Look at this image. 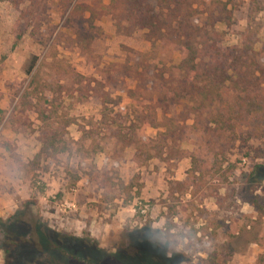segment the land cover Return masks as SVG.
Returning <instances> with one entry per match:
<instances>
[{
  "label": "rangeland",
  "instance_id": "374dc122",
  "mask_svg": "<svg viewBox=\"0 0 264 264\" xmlns=\"http://www.w3.org/2000/svg\"><path fill=\"white\" fill-rule=\"evenodd\" d=\"M17 2H0V220L28 204L55 232L107 254L146 235L176 264H264V180L250 179L264 138L229 143L181 123L183 102L171 95L180 53L138 29L128 35L111 0ZM181 11L189 26L216 30L223 51L264 58V0H187ZM27 90L39 110L75 121L69 152L37 157L42 124L21 106ZM131 121L147 125L135 133L142 143L125 147L113 132Z\"/></svg>",
  "mask_w": 264,
  "mask_h": 264
},
{
  "label": "trees",
  "instance_id": "16d2710c",
  "mask_svg": "<svg viewBox=\"0 0 264 264\" xmlns=\"http://www.w3.org/2000/svg\"><path fill=\"white\" fill-rule=\"evenodd\" d=\"M6 1L9 0H0ZM186 1L111 0V9L128 23L125 30L128 35L138 29L145 33V38L153 47L161 43V47L180 53L181 61L177 67L181 76L179 89L171 95L179 97L183 102L184 117L181 123L186 125V121L192 119L193 127L199 125V131L212 136L219 134L229 143L237 141L246 145L249 141L263 139L264 58L257 56L254 51L249 53L248 48L223 51L221 36L216 30L207 32L198 26H189L192 16L181 11ZM2 62L3 59H0V65ZM31 72L30 69L27 75ZM34 83L33 78L31 86ZM145 91L140 94L141 97H144ZM127 94L130 98L136 96L132 90H128ZM30 95L32 93L27 90L22 96L21 106L24 111L35 109L32 113L42 124L41 151L37 157L44 155L55 158L69 152L71 143L66 137L67 129L75 121L66 114L59 115L56 110H39V106L28 101ZM140 96L135 98L141 99ZM149 97L154 96L150 93ZM3 114L0 110V122ZM141 123L137 126L136 121H131L128 127L119 125L113 135L125 147L142 143L134 141L136 130L147 125L144 121ZM150 126L164 129V137L171 133L168 125ZM108 128L111 129V126ZM84 140L82 138L78 144ZM166 141L170 140L163 142ZM250 179L252 182L264 180V163L252 168ZM248 203L256 205V202ZM147 229L140 230L139 234ZM152 240L150 236L134 235L132 243L124 250L107 254L93 246V242L88 239L55 232L36 218L28 204L7 222L0 220V250L5 254V264H176V260L164 256V245Z\"/></svg>",
  "mask_w": 264,
  "mask_h": 264
},
{
  "label": "crops",
  "instance_id": "0c3cea01",
  "mask_svg": "<svg viewBox=\"0 0 264 264\" xmlns=\"http://www.w3.org/2000/svg\"><path fill=\"white\" fill-rule=\"evenodd\" d=\"M0 215H2L1 208H0Z\"/></svg>",
  "mask_w": 264,
  "mask_h": 264
}]
</instances>
